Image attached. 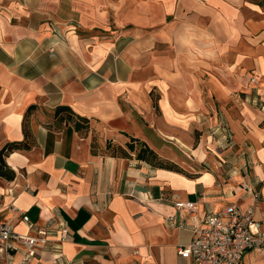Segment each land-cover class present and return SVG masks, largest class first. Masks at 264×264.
<instances>
[{"label":"crops","instance_id":"0c3cea01","mask_svg":"<svg viewBox=\"0 0 264 264\" xmlns=\"http://www.w3.org/2000/svg\"><path fill=\"white\" fill-rule=\"evenodd\" d=\"M126 5L0 0V150L24 141L25 129L34 143L6 157L15 177H0V222L51 233L29 264H192L178 247L234 203L255 207L264 234V0ZM60 106L89 119V134L59 123ZM160 136L191 158L195 176L102 152L133 137L164 157ZM242 264H264V254L248 252Z\"/></svg>","mask_w":264,"mask_h":264},{"label":"built area","instance_id":"2783aa9c","mask_svg":"<svg viewBox=\"0 0 264 264\" xmlns=\"http://www.w3.org/2000/svg\"><path fill=\"white\" fill-rule=\"evenodd\" d=\"M251 85L254 90H258L259 78L253 77ZM243 188L251 194L255 202L259 200L260 195L255 189L246 183H243ZM175 206L179 210L193 212L196 204L177 202ZM22 220L32 226L30 218L24 213ZM173 221V218L169 219V222ZM50 234V231L43 228L36 236H28L16 232L11 225L0 222V264H15L14 256L21 250L24 256L19 264H29L38 252L46 248L51 238ZM69 234V229L61 225L56 237L59 242H63L67 240ZM251 251L264 254L261 223L255 218L254 206L243 209L237 203L209 214L204 224L193 230L192 241L178 247V255L192 264H242L246 253Z\"/></svg>","mask_w":264,"mask_h":264},{"label":"trees","instance_id":"16d2710c","mask_svg":"<svg viewBox=\"0 0 264 264\" xmlns=\"http://www.w3.org/2000/svg\"><path fill=\"white\" fill-rule=\"evenodd\" d=\"M35 106H31L27 114L32 111ZM54 116L58 119L59 123L72 124L76 132L81 135H88L90 131V120L75 114L71 108L67 106L57 107L54 111ZM26 120V117H25ZM95 134L93 135L92 147L93 149H99L100 146L96 141ZM34 143L28 138V134L25 129V140L22 142H12L6 144L0 150V177L7 180H13L15 177V172L10 169L6 163V157L10 154L18 151H29ZM107 151H111V156L118 158H130V154H134L136 159L139 161L146 162L152 165L154 168L174 170L171 166H166L160 157L153 151L145 142L139 139L129 137V142L126 147H121L118 145H113L108 143L106 146Z\"/></svg>","mask_w":264,"mask_h":264},{"label":"rangeland","instance_id":"374dc122","mask_svg":"<svg viewBox=\"0 0 264 264\" xmlns=\"http://www.w3.org/2000/svg\"><path fill=\"white\" fill-rule=\"evenodd\" d=\"M132 0H128V3H126V0H109L110 2V5L112 6L113 10H116L118 7L119 9L121 8V6L125 5V4H129ZM139 1V0H137ZM252 1H257L259 2V0H252ZM126 5V6H127ZM123 9V8H122ZM112 18H113V23H114V17H116L115 15V12L112 14ZM257 18V17H256ZM161 52L163 53H167L168 50H167V46L165 47H161ZM257 77V76H256ZM259 78V77H257ZM157 115L159 117V112L157 110ZM212 116H214L212 114ZM214 122H212L213 124ZM213 126H211L210 124L208 126H203V132L204 134H211L212 133V130H213ZM196 132V131H195ZM193 133V132H192ZM148 134H151L152 135V132H148ZM161 135V134H159ZM97 138H96V141L97 143L99 144L100 148L97 149L98 150H101V139L102 141L104 140L103 138H101V135L99 133H96L95 135ZM197 136V135H196ZM162 139H164V141L161 142V151L164 155V157H160V160L166 165V166H171L172 168L174 169H177V170H180L182 171L184 174L188 175V176H195V173L193 172V170H191V168H194L196 171H198V168H197V165H195V163L193 161H191V158H189V156H186L183 152H176L174 151V149L171 147L173 146V142L169 139H167L166 137L164 136H160ZM154 138V137H153ZM170 139H173V137H170ZM155 143H159V140L158 138L157 139H154L153 140ZM167 141V142H166ZM171 141V142H169ZM154 143V144H155ZM102 152H105V154H111V151H107V150H102ZM170 158L171 159H175L177 161V164L173 163L170 161ZM194 159V158H193ZM176 165V166H175ZM191 167V168H190Z\"/></svg>","mask_w":264,"mask_h":264}]
</instances>
